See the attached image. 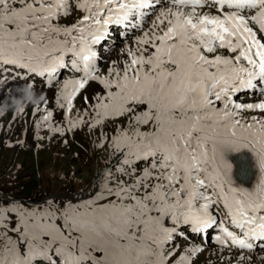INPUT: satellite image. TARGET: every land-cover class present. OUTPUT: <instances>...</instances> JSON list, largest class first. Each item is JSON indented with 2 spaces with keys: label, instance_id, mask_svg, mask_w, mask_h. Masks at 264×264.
I'll use <instances>...</instances> for the list:
<instances>
[{
  "label": "snow or ice",
  "instance_id": "obj_1",
  "mask_svg": "<svg viewBox=\"0 0 264 264\" xmlns=\"http://www.w3.org/2000/svg\"><path fill=\"white\" fill-rule=\"evenodd\" d=\"M0 78V105L34 91L12 121L37 141L84 131L105 153L71 198L0 187V264H198L213 247L264 264V0H0Z\"/></svg>",
  "mask_w": 264,
  "mask_h": 264
},
{
  "label": "rangeland",
  "instance_id": "obj_2",
  "mask_svg": "<svg viewBox=\"0 0 264 264\" xmlns=\"http://www.w3.org/2000/svg\"><path fill=\"white\" fill-rule=\"evenodd\" d=\"M122 47L123 43H118L105 56L109 60L121 57ZM19 83L15 82L8 92L9 101L0 105V187L17 197L32 200L50 196L71 198L78 191L86 189L104 167L105 153L96 148L95 138L84 131L69 133L64 137L56 134L51 140L37 141L31 119L25 117L27 123L12 121L16 108L22 103L17 94L31 101L25 91L27 85L18 88L16 85ZM6 86V82L0 78V91ZM40 88L38 81L37 93ZM31 92L36 97L34 91ZM31 107L32 104H29V112ZM9 121H12L11 128L6 127ZM38 134L52 135L46 129L38 130ZM17 139L23 140V145L16 143ZM65 139L67 144L63 143ZM37 143L42 146L36 147ZM217 257L218 252L213 247L200 258L198 264H225Z\"/></svg>",
  "mask_w": 264,
  "mask_h": 264
},
{
  "label": "clouds",
  "instance_id": "obj_3",
  "mask_svg": "<svg viewBox=\"0 0 264 264\" xmlns=\"http://www.w3.org/2000/svg\"><path fill=\"white\" fill-rule=\"evenodd\" d=\"M25 91L28 92L32 103L38 102V98L34 97L33 93L31 92V89L28 86L25 87ZM39 99H43V97H40Z\"/></svg>",
  "mask_w": 264,
  "mask_h": 264
},
{
  "label": "water",
  "instance_id": "obj_4",
  "mask_svg": "<svg viewBox=\"0 0 264 264\" xmlns=\"http://www.w3.org/2000/svg\"><path fill=\"white\" fill-rule=\"evenodd\" d=\"M233 159H234V161L237 159L236 157H233ZM251 161L249 160V163H250ZM237 179L239 180V173H238V168H237Z\"/></svg>",
  "mask_w": 264,
  "mask_h": 264
}]
</instances>
